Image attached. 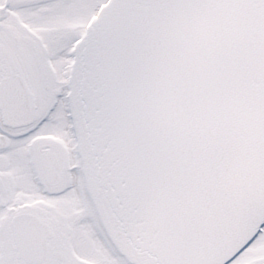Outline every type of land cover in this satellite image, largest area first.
I'll return each mask as SVG.
<instances>
[{"label": "snow or ice", "instance_id": "6c2138e0", "mask_svg": "<svg viewBox=\"0 0 264 264\" xmlns=\"http://www.w3.org/2000/svg\"><path fill=\"white\" fill-rule=\"evenodd\" d=\"M0 264H264V0H0Z\"/></svg>", "mask_w": 264, "mask_h": 264}]
</instances>
